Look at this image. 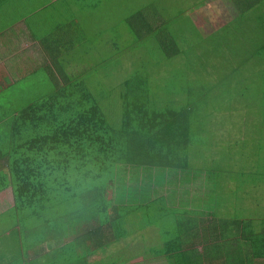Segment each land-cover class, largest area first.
Returning a JSON list of instances; mask_svg holds the SVG:
<instances>
[{
  "label": "trees",
  "instance_id": "1",
  "mask_svg": "<svg viewBox=\"0 0 264 264\" xmlns=\"http://www.w3.org/2000/svg\"><path fill=\"white\" fill-rule=\"evenodd\" d=\"M7 1L0 0V7ZM105 1L109 0H87L95 11ZM235 1L237 11L229 25L239 36L228 55L194 25L200 36L190 54L155 20L161 19L156 12L149 21L143 20L148 17L142 10L125 19L126 32L136 42L143 35L155 42L166 61L199 63L211 70L198 91L191 83L153 86L133 71L121 78L115 104L107 105L116 110V120L98 93L76 79L72 65L69 72L57 63L49 45L41 49V65L15 91L23 92L29 81L35 86L34 77L41 70L51 88L46 98L24 104L21 95L7 96L9 90L14 93V86L0 91V195H6L0 200L19 213L14 214L12 226H5V214L0 215V264H37L39 259L44 264H127L136 256L139 264L158 259L166 264H264V106L258 123L245 135L224 127L226 132L204 139L209 125L197 116L206 111L208 101L221 104L215 94L223 87L234 83L238 98L252 88L243 77L264 71V0ZM56 2L60 8L66 4V0ZM39 5L43 10L55 4L39 1ZM242 17L246 18L243 28L254 26L255 34L240 35ZM0 18L7 15L0 12ZM124 39L116 35L110 42V51L120 52L122 61ZM234 95L227 97L232 100ZM110 96L105 94L104 99ZM221 110L213 108L214 117ZM127 170L140 173L147 182L138 181L141 188L125 190ZM171 173L178 174V182L190 176L202 181L198 196L206 191L208 200L223 207V214L228 210L221 205L222 195L234 192L239 203L233 216L219 217L213 203L202 207L191 198L189 205L174 206L186 197L180 192L176 201L172 194L167 200L160 193ZM110 187L117 190L116 196L110 195ZM152 225L159 229L155 239L142 235ZM157 239V247L144 248L136 256L120 252L122 242L145 247L146 241L149 246Z\"/></svg>",
  "mask_w": 264,
  "mask_h": 264
},
{
  "label": "rangeland",
  "instance_id": "2",
  "mask_svg": "<svg viewBox=\"0 0 264 264\" xmlns=\"http://www.w3.org/2000/svg\"><path fill=\"white\" fill-rule=\"evenodd\" d=\"M39 1H42L44 5H47L48 2L50 4L54 3L55 5L54 7L49 5L47 9L42 10L40 7H43V5H39ZM56 1L8 0L0 7L1 14L7 15V18H1L0 25L7 27L13 19L18 20L24 16L33 15V18H25L24 23L33 26L40 22L34 32V35L38 38L36 43L39 44L33 42L32 44L35 45L34 50L30 51L32 54L37 55V57L30 55L33 59H37L35 65L42 58L41 55L43 52H41V49L45 51L48 48L47 46L45 48V45H49L48 50L53 52L57 58L56 61L58 60L57 63L64 70L72 65L77 71L76 79L83 82L90 90L98 93L97 97L99 101L105 106L107 113L115 117L116 120H118L116 110L107 107L115 104L117 86L121 82V78L128 73L136 71L141 75L143 74L144 78H147L151 84L153 83V86L159 85L161 87L165 82L191 83L196 86V91L202 88L199 85L205 81L206 73H212L211 70H205L206 66L203 64H193V62L178 64L176 59L166 61L160 48L156 46V43L151 40L148 41L144 38V35L140 42H136L135 37L125 30L126 17L142 10L147 17L153 18L152 12H156L159 16L161 15V19L155 20L166 26V29L170 30L179 41L178 43L181 49L190 52V54H192L193 44L199 41L195 40V38L200 35L203 38H208L210 43L220 45L219 51L226 55L233 49L235 46L234 40L239 36L237 33H232L233 26L231 24L229 25L237 11L238 2L235 0H109L105 1L103 6L96 11L89 8V2L87 0H66L63 8H60L61 5ZM70 15L76 18H66ZM149 17L143 20H151ZM187 19H190L189 23ZM244 19L246 18L242 17V19L238 20L240 35L246 37L255 34L254 26H250L249 29L243 28ZM193 25L200 35L194 30ZM186 29L189 31L187 32ZM220 29L223 30L219 31ZM217 31L219 32L216 33ZM116 35L125 38L123 43L121 42L122 50L125 51L122 54L125 55L123 61L118 57L120 52L116 49L110 51V42ZM2 36L8 38L7 41L9 42L12 39V34L8 30L2 32ZM148 37L152 38L153 36ZM28 41L31 43L30 40ZM203 42L202 40L201 44ZM132 44L134 46L133 49L128 47V45ZM20 45L21 51L23 48L24 50L29 48L22 44ZM74 46L75 48L71 49ZM209 50L212 51L213 47L210 46ZM192 59L193 57L191 56L190 60ZM119 60L123 65L122 70L119 67ZM185 61L188 62V60ZM47 62L49 63L50 61L47 60ZM39 64L41 65V63ZM67 71H69V67ZM37 75V77H34L35 86H33L34 82L29 81L25 84L26 87L25 85L23 86V92L17 94L18 92L15 91L21 84L17 83L19 85L18 88L15 87V84H12L15 88L14 93H10L11 91L9 90L7 96L9 94L14 97L21 95L23 103L28 100L36 101L39 98H46L51 88L47 86V79L45 78L44 72L38 70ZM243 78H246L248 83L252 84L251 90H247L240 97L235 98L237 94L235 93L236 88L234 83L228 85L227 88L223 87L221 91L215 94L216 98H220L221 104H214L212 101L209 104L208 101L206 111L198 113L199 121L207 126L209 125V132L207 133V137H203L204 139L216 137V135L223 133V131L226 132L224 127L229 129V131L231 130L230 132L236 130L237 133L242 132L245 135L248 133V128L258 123V118L263 115L264 71L259 70L253 73H247ZM255 83H258V88H253ZM228 89H232V91L227 93ZM163 92L165 93L167 91L164 90ZM108 93L111 96L104 99L105 94ZM233 94L235 95L232 100L227 97V95ZM171 96L174 99L177 98L174 94ZM209 99L210 96H208ZM13 100L18 99L14 98ZM104 100L105 102H103ZM198 105L200 108L203 107L202 98ZM216 107L219 109H216ZM213 108L214 112L220 109H222V112L216 114L214 117V113H212ZM139 170L143 169L139 168ZM127 173L129 181L123 183L125 190L134 186L141 188L138 181L141 184L147 182V180L142 181L144 179L140 173L131 170H127ZM165 173L168 175L167 170H165ZM170 175V178L167 177L164 181V186L160 193L167 200L170 199V195L172 194L176 201L177 195L180 192H183L186 197V199H181L186 200L185 203L177 200L174 206L180 204L189 205L191 198L193 200L192 202L199 203L200 201V206L202 207L213 203L216 215L219 217L223 216V207L218 202L208 200L209 195L206 191L202 189L201 195L198 196V190L202 187V181L193 179L194 177L190 176L178 182L177 173H171ZM260 190H263V188L261 187ZM109 192L111 196H116L115 192L117 190L110 187ZM118 194H124V192L120 191ZM202 195L205 198L204 200H201ZM263 195L264 193L261 194V196ZM5 196V194L0 195V199L6 198ZM222 196L221 205L224 208L226 207L225 209L228 211H225V213L229 214L232 212L233 207L239 203L238 196L230 191L225 192ZM5 200L7 201V199ZM11 202L9 201V203ZM14 208L13 206L7 207L6 203L0 200V215L5 214L2 216V221H6L5 226L13 225L15 221L14 214L19 216L18 211ZM158 230L155 225H152L145 229L142 235L148 236L149 238L154 237L155 239ZM153 243L148 246L146 241L144 247L136 246L137 244L134 245V242H122L121 244L123 245H120V252L121 254L122 252L126 253L128 256H136L139 253H143L144 248L150 251L153 249L150 247H157L160 242L157 239V243L156 240ZM114 249H119V247H115ZM136 259L137 256L127 264L141 263V260ZM37 264H44V262L39 259ZM147 264H166V262L164 259H158L156 263L149 262Z\"/></svg>",
  "mask_w": 264,
  "mask_h": 264
},
{
  "label": "crops",
  "instance_id": "3",
  "mask_svg": "<svg viewBox=\"0 0 264 264\" xmlns=\"http://www.w3.org/2000/svg\"><path fill=\"white\" fill-rule=\"evenodd\" d=\"M25 18L13 19L7 27L0 25V91L7 89L15 84V87L19 86L17 83H22L25 81V78L32 73H35L34 70L38 68L39 63H42L40 60L37 65V59H33L30 55L37 57V55L32 54L31 50H34L32 43L38 40L34 35L35 29L38 24L29 26L24 23ZM1 22V18H0ZM8 30L12 34V39L15 41H7L8 38L2 36V32ZM30 40L31 43L28 41ZM22 44L27 50L21 51L20 47ZM39 44V43H36ZM29 52V54H28ZM29 55L28 57H26ZM24 57V58H23ZM225 214V213H224ZM222 217H232L234 212L232 210L228 215ZM172 233L167 235L168 239H172Z\"/></svg>",
  "mask_w": 264,
  "mask_h": 264
}]
</instances>
